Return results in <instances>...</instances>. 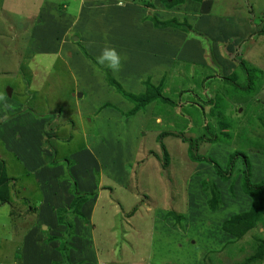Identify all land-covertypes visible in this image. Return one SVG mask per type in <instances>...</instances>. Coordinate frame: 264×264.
Returning <instances> with one entry per match:
<instances>
[{"label": "rangeland", "instance_id": "obj_1", "mask_svg": "<svg viewBox=\"0 0 264 264\" xmlns=\"http://www.w3.org/2000/svg\"><path fill=\"white\" fill-rule=\"evenodd\" d=\"M124 2L0 0V264H264V193L242 236L222 228L253 203L241 157L222 180L163 135H201L202 107L215 140L197 152L221 168L242 152L264 179V0ZM108 78L170 102L130 114Z\"/></svg>", "mask_w": 264, "mask_h": 264}, {"label": "trees", "instance_id": "obj_2", "mask_svg": "<svg viewBox=\"0 0 264 264\" xmlns=\"http://www.w3.org/2000/svg\"><path fill=\"white\" fill-rule=\"evenodd\" d=\"M180 1L181 0H161V2H163V4L167 7L175 5ZM172 22H173L172 24H177L174 21H172ZM170 23H171L170 21H159V22L154 21V25L157 27H162V26L170 24ZM260 33H264V23H263L261 29L259 31H257V34H260ZM249 35H253V33L248 34V36ZM237 64L245 73L246 81H247L246 85L243 88H241L240 86H238V88L247 92L248 87H249V85L247 86V84H248V73L253 69H250V70L247 69L245 67L244 61L242 59H239L237 61ZM209 77H212V76H209ZM221 79L230 81V79H228L227 77H221ZM108 80L110 81L109 82L110 84H113L115 86L118 93H120L122 95V97H124V99H126L129 102L134 103V105L131 107V109L128 112L130 114H132L134 111H136L138 109L143 108V106L145 104H147L149 101H151L152 99H161L165 102H170L166 97L162 96V94L159 92L158 87H154V86L152 87V85L150 83H147V85L149 87L148 89L151 91H149L147 94L142 93V94H139L138 96H134L133 94H129V93H126L125 91H123L121 89V87L119 86V84L116 83V81H114L113 79L108 78ZM182 91H180V92L182 93ZM188 91H190L189 88H188ZM202 109H203L202 107L197 108L198 112L201 114V119H202L201 124H202L203 130H204L201 135H199L193 139L189 138V137H185V131L188 129V127H187L188 123H186L184 125L183 129L181 128L179 133L175 134L173 132H171V133L163 132V135L164 134H169V135L172 134L176 137H180L182 142L186 143V149H187L188 157L193 161H198L201 159L208 161V163L211 165L213 171L222 180H226L228 178V175L231 172V169H232L234 162L236 161L237 157L238 156L241 157L242 162H243L242 163L243 168H242V175H241V186H242V189L244 190V192H246L247 194H253V196H254L253 203L247 212L232 215L231 218L227 221H224L223 225H222V228H224V230L234 234L237 237H240L244 234L243 232H245V230H247L253 226L254 221L257 220L262 214L264 179L259 180L257 182H251L250 173H249V162H248L246 155L243 154L242 152L241 153L235 152V153L231 154V156H229V158L227 159V162H226V165L224 168H221L215 161H212L211 159H205L204 156H201L197 152L199 142H209L210 143V142H214V140H215V134L211 131V129L208 128L206 121H204V111ZM158 138L161 139V135H159ZM158 143L160 145L161 152H163V156H164L163 164L165 165L166 160H167V153H166L165 147L162 144V142L160 141ZM5 174H6V172H5L4 162L0 159V203L1 204L7 202L6 183H7V180H9L10 178H9V176H7ZM2 191L4 193H1ZM262 242L264 243L263 240H262ZM262 246H264V245H262ZM249 260H252V259L249 258Z\"/></svg>", "mask_w": 264, "mask_h": 264}, {"label": "clouds", "instance_id": "obj_3", "mask_svg": "<svg viewBox=\"0 0 264 264\" xmlns=\"http://www.w3.org/2000/svg\"><path fill=\"white\" fill-rule=\"evenodd\" d=\"M97 64L104 65L113 72H118L121 66V57L114 48L105 47L97 57Z\"/></svg>", "mask_w": 264, "mask_h": 264}, {"label": "crops", "instance_id": "obj_4", "mask_svg": "<svg viewBox=\"0 0 264 264\" xmlns=\"http://www.w3.org/2000/svg\"><path fill=\"white\" fill-rule=\"evenodd\" d=\"M116 2H117V3H116L117 6H122V5L125 3L124 0H116ZM119 2H120V3H119ZM116 5H115V6H116ZM118 8H119V7H118ZM166 35H167V34H166ZM166 35H165V36H166ZM189 48H190V50H191V53H192L193 51L195 52V43L193 44V46H191V47H189ZM157 52H158V51H157ZM194 52H193V53H194ZM153 53H154V52H153ZM186 57H188L187 54H186ZM87 219H88V218H87ZM87 219H86V217H85V220H86V221H87Z\"/></svg>", "mask_w": 264, "mask_h": 264}, {"label": "water", "instance_id": "obj_5", "mask_svg": "<svg viewBox=\"0 0 264 264\" xmlns=\"http://www.w3.org/2000/svg\"><path fill=\"white\" fill-rule=\"evenodd\" d=\"M7 91H9V89L7 90ZM9 93V92H8ZM80 95V93H76V96H79Z\"/></svg>", "mask_w": 264, "mask_h": 264}]
</instances>
